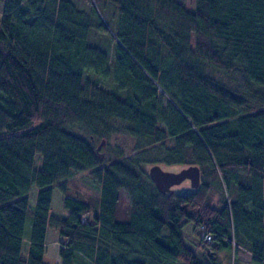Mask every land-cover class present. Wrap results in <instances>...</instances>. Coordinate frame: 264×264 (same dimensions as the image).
Segmentation results:
<instances>
[{"label": "trees", "instance_id": "trees-1", "mask_svg": "<svg viewBox=\"0 0 264 264\" xmlns=\"http://www.w3.org/2000/svg\"><path fill=\"white\" fill-rule=\"evenodd\" d=\"M87 3L0 0V264H48V227L61 264H220L232 242L264 264V0ZM119 128L137 152L99 158ZM153 163L197 165L200 184L160 192ZM71 171L99 183L93 201Z\"/></svg>", "mask_w": 264, "mask_h": 264}, {"label": "rangeland", "instance_id": "rangeland-1", "mask_svg": "<svg viewBox=\"0 0 264 264\" xmlns=\"http://www.w3.org/2000/svg\"><path fill=\"white\" fill-rule=\"evenodd\" d=\"M75 4L80 9H86L88 8V0H73ZM187 9H193L194 8V1L195 0H181ZM98 10L99 13L107 20V22L110 24L111 29L115 28L116 24V17H117V11L116 8L109 3H100L98 4ZM95 40L99 39L98 36L94 37ZM93 40H90V43L93 44ZM96 44H99L96 42ZM231 78L242 82L243 77L239 73L238 70H234L232 73L229 74ZM94 75H92L93 78ZM96 76V75H95ZM94 76L95 81L101 83V85H104L106 87H110L109 82L104 81L101 77H98V79ZM223 79L227 80V77H223ZM136 139L132 137L131 135L127 134L124 130L121 128L117 129L114 133H112L108 138L100 137L97 138L95 141V147L98 152V154H102L101 159H114L116 158V151L121 150L124 155H134L137 152V148L135 145ZM98 147V148H97ZM162 168L166 170H173L177 171L180 168H182L184 165L180 164H161ZM150 165H148L149 167ZM148 170V169H147ZM68 181L72 184L80 187L82 191L93 201L100 193V185L95 180H92L86 172L81 171H71L68 177ZM188 187H191L189 184V180L185 179L182 182L178 184L172 185L173 191L176 192H182L185 191ZM125 206V202L123 201L121 203L120 208L123 210ZM32 206L28 207L27 215L25 219V225H24V237L26 239L29 238L30 231H31V223H32ZM91 213H93V210L88 211L84 214V217L89 216ZM196 228L193 227L192 223H189L185 227V243L189 247H196L198 243V238L196 237ZM62 237L59 235L58 231L52 227H48L46 230V236H45V252L43 255V261L48 264H61V259L58 254V247L60 245V240ZM194 245V246H193ZM230 250H223L219 254L220 264H254V263H247L242 260H238L234 254L235 250L241 249L239 247H235L234 243L232 242ZM194 247V248H195ZM75 264H88V259L83 256L82 254L77 255L76 257V263Z\"/></svg>", "mask_w": 264, "mask_h": 264}, {"label": "water", "instance_id": "water-1", "mask_svg": "<svg viewBox=\"0 0 264 264\" xmlns=\"http://www.w3.org/2000/svg\"><path fill=\"white\" fill-rule=\"evenodd\" d=\"M98 148V147H97ZM102 158V154H99ZM148 175L160 192H173L172 185L178 184L185 179L189 180L192 188L200 184V169L197 165L183 166L177 171L166 170L158 163H153L148 167ZM224 244H226L224 242Z\"/></svg>", "mask_w": 264, "mask_h": 264}, {"label": "crops", "instance_id": "crops-1", "mask_svg": "<svg viewBox=\"0 0 264 264\" xmlns=\"http://www.w3.org/2000/svg\"><path fill=\"white\" fill-rule=\"evenodd\" d=\"M194 246V245H193ZM195 247V246H194ZM194 247H191L192 249ZM223 251V250H221ZM219 251V253L221 252ZM218 253V255L220 256V254ZM234 256L238 259V260H242V261H245L247 263H253L252 260H251V253L248 251V250H245V249H237L235 250V254Z\"/></svg>", "mask_w": 264, "mask_h": 264}, {"label": "built area", "instance_id": "built-area-1", "mask_svg": "<svg viewBox=\"0 0 264 264\" xmlns=\"http://www.w3.org/2000/svg\"><path fill=\"white\" fill-rule=\"evenodd\" d=\"M198 229L200 232L199 236H200L201 240L206 241V242H213V237L207 231V229L205 228V226L203 224H201Z\"/></svg>", "mask_w": 264, "mask_h": 264}]
</instances>
